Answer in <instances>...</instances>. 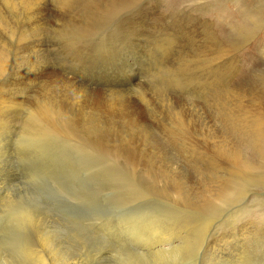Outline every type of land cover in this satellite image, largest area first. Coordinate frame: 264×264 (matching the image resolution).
<instances>
[{
    "label": "rangeland",
    "instance_id": "374dc122",
    "mask_svg": "<svg viewBox=\"0 0 264 264\" xmlns=\"http://www.w3.org/2000/svg\"><path fill=\"white\" fill-rule=\"evenodd\" d=\"M43 1L34 10L44 8L47 13L40 10L41 15L35 13L34 19L29 18L26 1H0V90L22 104L4 108L7 112L3 109L4 117H0V128L4 129H0V173H4L0 178L6 177L0 188V264H59L62 261L63 264H225L226 257L232 258L240 244L252 246L249 256L253 259L249 258L248 264H264V150L258 151L241 142L254 168L250 173L240 172V177L234 180L236 183L229 185L227 180L218 178L215 170V161L219 158L217 120L232 123L227 118L234 103L232 95L246 103L259 99L264 109V0ZM145 9L149 14L142 17ZM134 20L142 26L138 29L140 37L148 36L143 39L149 38V43L141 42L136 52L132 50L136 48L134 45H131L133 48L125 46L127 54L122 56L110 48L123 22ZM143 45L148 50L142 51ZM124 62L133 63L134 71L138 72L135 84H129L128 78L121 75ZM62 68L84 82L88 80L90 88L59 78ZM113 81H121L119 90L103 89V85ZM92 83L99 84L97 87L101 89ZM71 101L76 102L74 107ZM44 108L54 114L58 111L60 117L57 114L47 120V115L42 113ZM65 108L67 113L63 112ZM78 116L79 124L71 122V119L78 120ZM176 116L185 122L174 120ZM131 118L143 120V128L148 126L147 130L143 131ZM46 123L54 130L48 129ZM183 123L188 124L185 127ZM137 130L143 132L139 134ZM217 182L222 184L219 186ZM29 210L35 213L32 220L27 218ZM195 219L201 220L203 232L212 227L203 238L206 246L202 249L192 243L184 253L181 249V253L159 254L162 259L140 249L148 245L145 242L151 243L149 235L156 228L170 230L176 235L177 243V230L181 229L182 233L188 227L193 232L182 233L185 234L182 239L187 241L195 233L198 223ZM234 231L255 236H251V242L239 240ZM173 255L180 258L175 259Z\"/></svg>",
    "mask_w": 264,
    "mask_h": 264
},
{
    "label": "bare ground",
    "instance_id": "6f19581e",
    "mask_svg": "<svg viewBox=\"0 0 264 264\" xmlns=\"http://www.w3.org/2000/svg\"><path fill=\"white\" fill-rule=\"evenodd\" d=\"M1 1V0H0ZM11 1V0H10ZM24 1H26L25 3H26V7H27V11H28V15L30 16L29 18H33V16H34V14L35 13H37L38 11L40 12V10H42V9H35L34 10V7L36 6V7H41V3H43L44 1L42 0V2H41V0H24ZM117 1V0H116ZM111 2V1H110ZM139 2V1H138ZM71 3V2H70ZM141 3V2H140ZM76 4V3H75ZM115 4V3H114ZM125 4V3H124ZM128 4V3H127ZM72 5V4H71ZM112 5V4H111ZM15 6V5H14ZM43 6H44V4H43ZM113 6V5H112ZM116 6V5H115ZM127 6V5H126ZM46 7V6H45ZM65 7V6H64ZM105 7H108V6H106L105 5ZM140 7V6H139ZM138 7V8H139ZM46 8H48V7H46ZM77 8V7H76ZM115 8V7H114ZM117 8V7H116ZM107 9H109V8H107ZM19 10V9H18ZM22 11H23V9H21ZM90 10H93V9H90ZM103 10H105V8L103 9ZM43 12L45 11L44 10V8H43V10H42ZM60 11V10H59ZM151 11V10H150ZM21 12V11H20ZM38 12V13H39ZM94 12H96V11H94ZM109 12H110V10H109ZM112 12V11H111ZM42 13V12H41ZM45 13H47V11H45ZM45 13H42V14H45ZM105 13V12H104ZM142 13L143 14H141L142 15V17L143 16H146L147 17V15L149 14L148 13V10L147 9H145L144 10V12L142 11ZM255 13V12H254ZM108 14V13H107ZM110 14V13H109ZM245 14V13H244ZM249 14V13H248ZM37 16L36 17H38V14H36ZM39 15H41L40 13H39ZM138 15V14H137ZM243 15V14H242ZM44 16V15H43ZM118 16V15H117ZM140 16V15H139ZM254 16V15H253ZM39 17H41V16H39ZM45 17V16H44ZM104 17V16H103ZM35 18V17H34ZM33 18V19H34ZM94 18V17H93ZM122 18V17H121ZM128 18V17H127ZM134 18V17H133ZM171 18V17H170ZM11 19V18H10ZM81 19V18H80ZM84 19V18H83ZM142 19V18H141ZM158 19V18H157ZM12 20V19H11ZM37 20V19H36ZM38 20H41V18L40 19H38ZM107 20V19H106ZM105 20V21H106ZM110 20H111V18H110ZM185 20V19H184ZM250 20V19H249ZM5 21V20H4ZM33 21V20H32ZM44 21V20H43ZM67 21V20H66ZM96 21V20H95ZM100 21V20H99ZM102 21H104V19L102 20ZM109 21V20H108ZM114 21H115V19H114ZM114 21H112V22H114ZM145 21V20H144ZM150 21V20H149ZM186 21V20H185ZM76 22V21H75ZM38 23H40V22H38ZM43 23V22H42ZM97 23V22H96ZM104 23H106V22H104ZM110 23H111V21H110ZM122 23V22H121ZM36 24H37V21H36ZM36 24H35V26H36ZM47 24H48V22H47ZM68 24V23H67ZM76 24V23H75ZM81 24V23H80ZM103 24V23H102ZM107 24V23H106ZM141 24V23H140ZM143 24V23H142ZM197 24V23H196ZM235 24H238V23H235ZM246 24V23H245ZM256 24V23H255ZM6 25V24H5ZM38 25V24H37ZM52 25V24H51ZM77 25V24H76ZM146 25V24H145ZM151 25V24H150ZM232 25V24H231ZM239 26H245V25H240V23L238 24ZM247 25V24H246ZM252 25V24H251ZM258 25V24H257ZM8 26V25H7ZM16 26V25H15ZM39 26V25H38ZM149 26V25H148ZM183 26H184V24H183ZM212 26V25H211ZM75 27V26H74ZM108 28V26H105V28ZM123 27V28H122ZM145 27H147V25L145 26ZM144 27V28H145ZM157 27V26H156ZM181 27V26H180ZM230 27V26H229ZM236 27V26H235ZM238 27V26H237ZM248 27V26H247ZM24 28V27H23ZM33 28V27H32ZM80 28V27H79ZM111 28V27H110ZM122 28V29H121ZM182 28V27H181ZM21 29V28H20ZM38 29V28H37ZM40 29V28H39ZM45 29V28H44ZM116 29V28H115ZM114 29V30H115ZM120 30H122V31H118V33H116V37L113 39V42H112V47L110 48L111 50H113L114 49V51H118V52H116V53H120L122 56H123V54H127V52H126V50H125V46H127V48H133V47H131V45H134L136 48L135 49H132L133 50V52H136L137 50H138V46H140V44H141V42H145V44L148 42L149 43V38H145V39H143L144 37H148V36H144V37H140V35H141V31H139L138 29H142V26H140V25H138L137 23H136V20H134V21H124L123 22V24L120 26V28H119ZM243 29V28H242ZM84 30V29H83ZM108 30V29H107ZM145 30H146V28H145ZM147 30H149V29H147ZM165 30V29H164ZM186 30V29H185ZM231 30V29H230ZM240 30V29H239ZM238 30V31H239ZM254 30V29H253ZM110 31V30H109ZM111 31H113V30H111ZM181 31H182V29H181ZM232 31L233 32H235L233 29H232ZM238 31H237V33H238ZM2 32V31H1ZM11 32V31H10ZM34 32V31H33ZM241 32V31H240ZM6 33V32H5ZM28 33V32H27ZM102 33H104L103 31H102ZM105 33H107L108 34V32H105ZM112 33V32H111ZM148 33H149V31H148ZM161 33V32H160ZM167 33V32H166ZM183 33V32H182ZM181 33V34H182ZM193 33V32H192ZM39 34H41V33H39ZM195 34V33H194ZM217 34V33H216ZM14 35V34H13ZM20 35V34H19ZM98 35V34H97ZM110 35V34H109ZM113 35V34H112ZM115 35V34H114ZM146 35V34H145ZM156 35V34H155ZM183 35V34H182ZM196 35V34H195ZM44 36V35H43ZM197 36V35H196ZM199 36H200V34H199ZM218 36V35H217ZM22 37V36H21ZM20 37V38H21ZM39 37V36H38ZM181 37V36H180ZM191 37V36H190ZM195 37V36H194ZM209 37V36H208ZM103 38V37H102ZM101 38V39H102ZM105 38V37H104ZM110 38V37H109ZM187 38V37H186ZM189 38V37H188ZM211 38V37H210ZM214 38V37H213ZM23 39V38H22ZM79 39V38H78ZM97 39V38H96ZM168 39V38H167ZM166 39V40H167ZM200 39V38H199ZM217 39H218V37H217ZM30 40V39H29ZM103 40V39H102ZM158 40V39H157ZM160 40V39H159ZM11 41V40H10ZM109 41V40H108ZM177 41H179V40H177ZM208 41V40H207ZM210 41V40H209ZM215 41H216V39H215ZM215 41H214V43H215ZM106 41L104 40V43H105ZM169 42V41H168ZM172 43H174L173 41H171ZM180 42V41H179ZM200 42H202V41H200ZM225 42V41H224ZM94 43V42H93ZM111 43V42H110ZM147 43V44H148ZM194 43V42H193ZM229 43H231V42H229ZM165 44V43H164ZM176 44V43H175ZM216 44H218V42L216 43ZM224 44V43H223ZM222 44V45H223ZM232 44V43H231ZM10 45V44H9ZM79 45V44H78ZM183 45V44H182ZM219 45H221V44H219ZM47 46V45H46ZM72 46V45H71ZM80 46V45H79ZM83 46V45H82ZM101 46V45H100ZM168 46H170V45H168ZM172 46H174V44L172 45ZM211 46V45H210ZM218 46V45H217ZM16 47V46H15ZM143 48H142V51H144V48H146L145 47V45H143L142 46ZM164 47V46H163ZM180 47V46H179ZM192 47V46H191ZM198 47V46H197ZM212 47V46H211ZM234 47V46H233ZM14 48V47H13ZM169 48V47H168ZM176 48V47H175ZM224 48V47H223ZM3 49V48H2ZM147 49V48H146ZM209 49V48H208ZM217 49V48H216ZM220 49H222L221 47H220ZM227 49V48H226ZM233 48H231L230 50H232ZM12 50V49H11ZM25 50V49H24ZM74 50V49H73ZM101 50V49H100ZM110 50V51H111ZM131 50V49H130ZM136 50V51H135ZM148 50V49H147ZM189 50V49H188ZM193 50V49H192ZM200 50V49H199ZM198 50V51H199ZM213 50V49H212ZM235 50V49H234ZM2 51V50H1ZM0 51V53H2ZM29 51H33V50H30L29 49ZM76 51V50H75ZM151 51V50H150ZM170 51V50H169ZM175 51H176V49H175ZM208 51V50H207ZM218 51V50H217ZM216 51V52H217ZM28 52V51H27ZM99 52V51H98ZM112 52V51H111ZM177 52V51H176ZM220 52V51H219ZM222 52V51H221ZM220 52V53H221ZM4 53V52H3ZM6 53V52H5ZM32 53V52H31ZM110 52H108V54H109ZM166 53V52H165ZM224 53V52H223ZM34 54V53H33ZM82 54V53H81ZM112 54V53H111ZM114 54H115V52H114ZM183 54V53H182ZM1 55V54H0ZM6 55V54H5ZM86 55V54H85ZM113 55V54H112ZM179 55V54H178ZM213 55H215V54H213ZM221 56H222V54H220ZM227 55V54H226ZM229 55V54H228ZM34 56V55H33ZM118 56V55H117ZM148 56H150V55H148ZM152 56V55H151ZM193 56V55H192ZM17 57V56H16ZM114 57V56H113ZM190 57H191V55H190ZM195 57V56H194ZM232 57H236V54H233L232 55ZM20 58V57H19ZM223 58V57H222ZM226 58V57H225ZM32 59V58H31ZM46 59V58H45ZM65 59H67V58H65ZM64 59V60H65ZM100 59V58H99ZM103 59V58H102ZM108 59V58H107ZM117 59V58H116ZM218 59V58H217ZM224 59V58H223ZM30 60V59H29ZM96 60V59H95ZM229 60V59H228ZM14 61V60H13ZM17 61V60H16ZM50 61V60H49ZM125 61V60H124ZM127 61V60H126ZM182 61V60H181ZM190 61V60H189ZM220 61H222V60H220ZM5 62V61H4ZM46 62V61H45ZM117 62V61H116ZM115 62V63H116ZM218 62H219V59H218ZM16 63V62H15ZM85 63H87V61L85 62ZM121 63V62H120ZM220 64H221V62H219ZM224 63V62H223ZM229 63V62H228ZM29 64H30V62H29ZM34 64V63H33ZM54 64V63H53ZM67 64V63H66ZM91 64V63H90ZM112 64H113V62H112ZM215 64V63H214ZM7 65V64H6ZM24 65V64H23ZM34 65H36V64H34ZM75 65V64H74ZM84 65V64H83ZM114 65V64H113ZM112 65V66H113ZM196 65V64H195ZM5 66V65H4ZM58 66V65H57ZM109 66H111V65H109ZM121 66H122V70H124V71H120L121 72V75H125V77H127L128 78V83L129 84H135V80L137 79V77H138V72H136V71H134V67H133V63L131 64V62H124V64L122 63L121 64ZM224 66V65H223ZM21 67V66H20ZM19 67V68H20ZM65 67V66H64ZM116 67V66H115ZM155 67V66H154ZM228 67V66H227ZM6 68V67H5ZM37 68V67H36ZM74 68H76V67H74ZM84 68V67H83ZM117 68H118V66H117ZM224 69H225V67H223ZM26 69V68H25ZM80 69H81V66H80ZM189 69V68H188ZM194 69V68H193ZM197 69V68H196ZM20 70V69H19ZM72 70V69H71ZM85 70V69H84ZM144 70H146V69H144ZM149 70V69H148ZM159 70V69H158ZM173 70H174V68H173ZM221 70V69H220ZM90 71V70H89ZM119 71V70H118ZM128 71H130V72H132V73H127ZM217 71V70H216ZM218 71H219V69H218ZM75 72V71H74ZM185 72V71H184ZM187 72V71H186ZM189 72V71H188ZM220 72V71H219ZM79 73V72H78ZM147 73H148V71H147ZM151 73V72H150ZM175 73V72H174ZM36 74V73H35ZM58 74H59V78H64L65 80H67L68 81V83H69V81L70 82H72V83H76V82H78L80 85L82 84V85H86V86H88V80L87 81H83V80H81V78L80 77H77V75H75L73 72H71L70 70H69V72H67L66 70H64L63 68L61 69V71L59 70V72H58ZM86 74V73H85ZM209 74V73H208ZM20 75V74H19ZM41 75L42 76H44L42 73H41ZM82 75V74H81ZM177 75V74H176ZM36 76V75H35ZM41 76V77H42ZM84 77V76H83ZM156 77V76H155ZM165 77H166V75H165ZM199 77V76H198ZM31 78V77H30ZM39 78V77H38ZM52 78V77H51ZM204 78V77H203ZM174 79V78H173ZM41 80V79H40ZM50 80V79H49ZM143 80V79H142ZM141 80V81H142ZM197 80V79H196ZM32 81V80H31ZM66 81V82H67ZM115 81V80H114ZM112 82V83H107V84H105V85H103V89H106V90H112V89H120L121 88V85H119L120 84V82L119 83H115V82ZM177 81V80H176ZM187 81V80H186ZM2 82V81H1ZM36 82V81H35ZM62 82V81H61ZM162 82V81H161ZM42 83V82H41ZM174 83V82H173ZM186 83V82H185ZM232 83V82H231ZM25 84V83H24ZM30 84V83H29ZM39 84V83H38ZM79 84H78V86H79ZM95 85V88H100V87H97V85H99V84H97V83H92V84H90V85ZM179 84V83H178ZM189 84V83H188ZM193 84V83H192ZM204 84V83H203ZM34 85V84H33ZM102 85V84H101ZM185 85V84H184ZM205 85V84H204ZM203 85V86H204ZM84 86H82V87H84ZM192 86V85H191ZM202 86V85H201ZM220 86V85H219ZM221 86H222V84H221ZM33 87V86H32ZM35 87V86H34ZM56 87H57V85H56ZM68 87V86H67ZM82 87H80V88H82ZM89 87V86H88ZM88 87H85V88H88ZM93 87V86H92ZM102 87V86H101ZM147 87V86H146ZM145 87V88H146ZM165 87V86H164ZM175 87V86H174ZM196 87V86H195ZM238 87H240V85L238 86ZM66 88V87H65ZM90 88V87H89ZM95 88H94V90H95ZM166 88V87H165ZM199 88V87H198ZM224 88V87H223ZM245 88V87H244ZM101 89V88H100ZM168 89V88H167ZM211 89V88H210ZM217 89V88H216ZM230 89V88H229ZM67 90V89H66ZM183 90V89H182ZM192 90V89H191ZM199 90V89H198ZM207 90V89H206ZM221 90V89H220ZM27 91V90H26ZM44 91V90H43ZM62 91V90H61ZM73 91V90H72ZM113 91V90H112ZM189 91V90H188ZM197 91V90H196ZM214 91H215V89H214ZM213 91V92H214ZM231 91V90H230ZM79 92V91H78ZM83 92H84V90H83ZM104 92V91H103ZM209 92H210V90H209ZM227 92V91H226ZM48 93V92H47ZM77 93V91H76V89H75V91L73 92V94H74V98H76L75 97V95H77L76 94ZM219 93V92H218ZM217 93V95H219ZM231 93V92H230ZM21 94V93H20ZM61 94V93H60ZM83 94V93H82ZM152 94V93H151ZM195 94V93H194ZM248 94V93H247ZM251 94H252V92H251ZM68 95H70V93L68 94ZM86 95V94H85ZM179 95V94H178ZM212 95H214V94H212ZM216 95V94H215ZM240 95V94H239ZM250 95V94H249ZM259 94H257V96H258ZM62 96V95H61ZM73 96V95H72ZM81 96V95H80ZM195 96H196V94H195ZM211 96V95H210ZM229 96H231V94L229 95ZM237 96V95H236ZM235 96V94H233L232 95V100L234 101V103H233V106L231 105V107L229 106V104H228V106L230 107L229 108V113H228V115H227V118L229 117L230 119H231V122L232 123H228V124H226V123H224L223 121L224 120H217L218 121V123L220 124V127H219V129H218V131H217V155H218V159L215 161L216 162V168H215V170L217 171V176H218V178H220L221 180H227V182H228V184L230 185L232 182H235L234 180H236L238 177H240V172H243V173H250V171H252L253 170V168H254V165H253V162H252V160H251V158L244 152V150L242 149V146H241V144L242 143H246V144H250V145H252L255 149H257L258 151H262V150H264V109L262 110V106L260 107V103H259V99H254V100H251V102L250 103H246L244 100L242 101V98L241 97H236ZM256 96V95H255ZM24 97V96H23ZM64 97V96H63ZM77 97H78V95H77ZM152 97V96H151ZM170 97V96H169ZM179 97H181V96H179ZM226 97V96H225ZM18 98V97H17ZM21 98V97H20ZM31 98V97H30ZM113 98V97H112ZM156 98V97H155ZM195 98V97H194ZM207 98V97H206ZM231 98V97H230ZM253 98V97H252ZM56 99V98H55ZM128 99V98H127ZM131 99V98H130ZM213 99V98H212ZM223 99V98H222ZM36 100V99H35ZM41 100V99H40ZM71 100V99H70ZM86 100V99H85ZM85 100H83V101H85ZM89 100V99H88ZM93 100V99H92ZM91 100V101H92ZM112 100V99H111ZM114 100H116V99H114ZM219 101H220V99H218ZM64 101V100H63ZM78 101V100H77ZM106 101H108V99L106 100ZM224 101V100H223ZM40 102V101H39ZM38 102V103H39ZM47 102V101H46ZM50 102V101H49ZM66 102V101H65ZM81 103H82V101H80ZM87 102V101H86ZM113 102V101H112ZM119 102V101H118ZM124 102V101H123ZM130 102V101H129ZM156 102V101H155ZM221 102V101H220ZM229 102V101H228ZM261 102V101H260ZM21 102H19V101H16V99L13 97V96H11L10 94H7L6 92H4L3 90H2V92H1V90H0V117L2 118V117H4L3 116V114L1 113V111L4 109V108H6V107H14V106H19V105H22V104H20ZM36 103V102H35ZM68 103V102H67ZM74 103H76V102H74ZM74 103H72V101H71V103L70 104H72L73 105V107H74ZM173 103V102H172ZM177 103H178V101H177ZM212 103V102H211ZM29 104V103H28ZM60 104V103H59ZM84 104V103H83ZM107 103H105L104 104V106L106 105ZM119 104V103H118ZM120 104H122V102L120 103ZM132 104V103H131ZM180 104V103H179ZM178 104V105H179ZM181 104H182V102H181ZM180 104V105H181ZM184 104V103H183ZM182 104V105H183ZM195 104V103H194ZM214 104V103H213ZM216 104V103H215ZM77 105V104H76ZM97 105V104H96ZM108 105V104H107ZM107 105H106V107H107ZM112 105V104H111ZM116 105V104H115ZM179 105V106H180ZM196 105V104H195ZM225 105V104H224ZM223 105V106H224ZM39 106H41V104L39 105ZM44 105H42V107H43ZM53 106V105H52ZM80 106V105H79ZM82 106H84V105H82ZM87 106H88V104H87ZM92 106V105H91ZM93 106H94V104H93ZM92 106V107H93ZM119 106V105H118ZM129 106V105H128ZM156 106V105H155ZM160 106V105H159ZM177 106V105H176ZM227 106V105H226ZM20 107V106H19ZM41 107V108H42ZM81 107V106H80ZM89 107V106H88ZM97 107V106H96ZM113 107H114V105H113ZM125 107H127V105L125 106ZM212 107H213V105H212ZM220 107H221V105H220ZM35 108H36V106H35ZM72 108V107H71ZM70 108V110H72ZM131 108V107H130ZM11 109V108H10ZM13 109V108H12ZM38 109V108H37ZM45 109V108H44ZM61 109V110H60ZM60 109H59V111H62V108H61V106H60ZM83 109V108H82ZM116 109V108H115ZM115 109H114V112H115ZM124 109H126V108H124ZM127 109H129V107L127 108ZM172 109V108H171ZM220 109V108H219ZM5 110V112H7V109H4ZM3 110V111H4ZM34 111L36 110V109H33ZM41 110V109H40ZM110 110V109H109ZM121 110V109H120ZM164 110V109H163ZM42 111V110H41ZM88 111V110H87ZM87 111H85V112H87ZM91 111V110H90ZM112 112H113V110H111ZM123 111V110H122ZM129 111V110H128ZM189 111V110H188ZM36 112V111H35ZM63 112H65V113H67V110H66V108L63 110ZM110 112V111H109ZM114 112H113V114H114ZM118 112V111H117ZM127 112V111H126ZM134 112V111H133ZM180 112V111H179ZM222 112V111H221ZM225 112H227V111H225ZM224 112V113H225ZM36 113H38V112H36ZM42 113H45L46 115H47V117H46V119L48 118V117H51V119H52V117H53V115H57L58 114V116L60 117V113L57 111L55 114H54V112L52 111H49V109L47 110V109H45V111L44 112H42ZM41 113V114H42ZM118 113H120V112H118ZM117 113V114H118ZM123 112H121V114H122ZM131 113V112H130ZM156 113V112H155ZM178 113V112H177ZM181 113V112H180ZM30 114V113H29ZM35 114V113H34ZM40 114V113H39ZM40 114V115H41ZM74 114V113H73ZM109 114L110 113H108V116H109ZM112 114V113H111ZM126 114V113H125ZM134 114V113H133ZM132 114V115H133ZM138 114V113H137ZM218 114V113H217ZM66 114H64V116H65ZM119 115V114H118ZM136 115V114H135ZM139 115V114H138ZM180 115V114H179ZM206 115V114H205ZM225 115V114H224ZM5 116H6V114H5ZM9 116V115H8ZM102 116H103V114H102ZM101 116V117H102ZM104 116H106L105 114H104ZM103 116V117H104ZM113 116V115H112ZM112 116H111V118H112ZM121 116H124L123 114L121 115ZM128 116H129V114H128ZM137 116V115H136ZM140 116V115H139ZM143 116V115H142ZM149 116H150V114H149ZM181 116H183L182 115V113H181ZM181 116H176V119L174 118V120H178V121H181V120H184V119H182V117ZM221 116H223V115H221ZM31 117V116H30ZM36 117V116H35ZM34 117V118H35ZM56 117V116H55ZM114 117V116H113ZM131 117V116H130ZM184 117V116H183ZM208 117V116H207ZM225 117V116H224ZM6 118H7V116H6ZM10 118V117H9ZM39 118H41V117H39ZM69 118H70V116H69ZM95 118H97V117H95ZM107 118V117H106ZM120 118V117H119ZM137 118V117H136ZM140 118H142V117H140ZM137 119V121H136V119L134 120V119H132L133 121H134V124L136 123V124H139V126L141 125V127L143 128V125L145 124L144 123V121L143 120H141V119ZM191 118V120H192V117H190ZM219 118H221V117H219ZM11 119V118H10ZM9 119V120H10ZM15 119V118H14ZM36 119V118H35ZM38 119V118H37ZM43 119V118H42ZM49 119V118H48ZM47 119V120H48ZM92 119H94V117L92 118ZM100 119V118H99ZM104 119V118H103ZM107 119H110V118H107ZM121 119H123V118H121ZM125 119V118H124ZM127 119V118H126ZM130 119V118H129ZM129 119H128V121H129ZM143 119H145L146 120V118H143ZM161 119V118H160ZM171 119V118H170ZM200 119V118H199ZM225 119V118H224ZM18 120V119H17ZM26 120V119H25ZM39 120H41V119H39ZM43 120H45V119H43ZM53 120H54V118H53ZM58 120V119H57ZM56 120V121H57ZM80 119H79V116H78V120H73V119H71V122H73V123H75V124H79L78 123V121H79ZM112 120V119H111ZM115 122L117 121L116 120V117H115ZM119 120V119H118ZM169 120V119H168ZM5 121V120H4ZM6 121H8V120H6ZM38 121V120H37ZM59 121V120H58ZM62 121V120H61ZM89 121V120H88ZM100 121V120H99ZM123 121V120H122ZM124 121H127V120H124ZM171 121V120H170ZM196 121V120H195ZM230 121V120H229ZM1 122H3V120H1ZM36 122V121H35ZM42 122V121H41ZM41 122H39V123H41ZM51 121H49V123H50ZM81 122H83V120L81 121ZM92 122V121H91ZM104 122V121H103ZM130 122V121H129ZM128 122V123H129ZM146 122V121H145ZM183 122H185V120L183 121ZM188 122V121H187ZM194 122V121H193ZM212 122H213V120H212ZM7 123H10V121H8ZM6 123V124H7ZM16 123V122H15ZM26 123V122H25ZM31 123V122H30ZM29 123V124H30ZM43 123V122H42ZM41 123V124H42ZM84 123V122H83ZM97 123H98V121H97ZM100 123V122H99ZM105 123V122H104ZM114 123V122H113ZM112 123V124H113ZM121 123V122H120ZM119 123V124H120ZM125 123H127V122H124V124ZM131 123H132V121H131ZM150 123V122H149ZM174 123H176V122H174ZM197 123V122H196ZM195 123V124H196ZM202 123V122H201ZM3 124H4V122H3ZM11 124H12V120H11ZM10 124V125H11ZM14 124V123H13ZM32 124V123H31ZM54 124V126L53 127H55V122L53 123ZM52 123H51V125H53ZM93 124V123H92ZM109 124V123H108ZM108 124H106V125H108ZM111 124V123H110ZM111 124V125H112ZM115 124V123H114ZM123 124V123H122ZM121 124V125H122ZM170 124V123H169ZM181 124V123H180ZM185 123H183V125H184ZM186 124H188V123H186ZM186 124L184 125L185 127H186ZM193 124V123H192ZM43 125V124H42ZM45 125V124H44ZM43 125V126H44ZM46 125H47V123H46ZM57 125V124H56ZM61 125V124H60ZM59 125V126H60ZM65 125H66V123H65ZM83 125V124H82ZM103 125V124H102ZM105 125V124H104ZM118 125V124H117ZM120 125V126H121ZM127 125V124H126ZM131 125V124H130ZM129 125V126H130ZM167 125V124H166ZM178 125V124H177ZM190 125V124H189ZM188 125V126H189ZM5 126H7V125H4V127ZM12 126V125H11ZM50 126V125H49ZM48 125L46 126L48 129H50L51 131L52 130H54V129H51V127H49ZM58 126V127H59ZM69 126V125H68ZM132 126V125H131ZM135 126V125H134ZM136 126H138V125H136ZM135 126V127H136ZM138 126V127H139ZM145 126V125H144ZM147 126V125H146ZM179 126V125H178ZM177 126V127H178ZM182 126V125H181ZM187 126V127H188ZM198 126V125H197ZM196 126V127H197ZM33 127V126H32ZM62 127V126H61ZM65 127V126H64ZM88 127V126H87ZM113 127V126H112ZM117 127V126H116ZM122 127V126H121ZM124 127H125V125H124ZM127 127V126H126ZM148 127V126H147ZM146 127V128H147ZM150 127H151V125H150ZM168 127V126H167ZM190 127V126H189ZM111 128V127H110ZM133 128V127H132ZM137 128V127H136ZM135 128V129H136ZM140 128V127H139ZM146 128H143V131L146 129ZM173 128V127H172ZM195 128V127H194ZM1 129V128H0ZM3 129V128H2ZM2 129H1V131H2ZM12 129V128H11ZM29 129H30V127H29ZM35 129V128H34ZM71 129V128H70ZM74 129V128H73ZM86 129V128H85ZM115 129V128H114ZM117 129V128H116ZM130 129H131V127H130ZM129 129V130H130ZM193 129V128H192ZM4 130V129H3ZM28 130V129H27ZM31 130V129H30ZM29 130V131H30ZM49 130V131H50ZM133 130V129H132ZM147 130V129H146ZM198 131H199V129H197ZM214 130V129H213ZM6 131V130H5ZM47 131V130H46ZM56 131V130H55ZM54 131V132H55ZM83 131V130H82ZM142 130L140 131V133H142L143 132ZM181 131V130H180ZM185 131V130H184ZM193 131V130H192ZM57 133L58 132H60V130L59 131H56ZM84 132V131H83ZM121 132H123V131H121ZM126 132H127V129H126ZM137 132H138V130H137ZM167 132V131H166ZM190 132V131H189ZM32 133V132H31ZM133 133H135V131L133 132ZM139 133V132H138ZM139 133V134H140ZM187 132H185V134H186ZM197 133V132H196ZM200 133V132H199ZM121 134V133H120ZM123 134H125V133H123ZM191 134V133H190ZM194 134H195V132H194ZM34 135V134H33ZM32 135V136H33ZM70 135V134H69ZM127 135H129V134H127ZM131 135V134H130ZM133 135V134H132ZM131 135V136H132ZM175 135V134H174ZM197 135V134H196ZM199 135V134H198ZM216 135V134H215ZM110 136V135H109ZM113 136V135H112ZM116 136H119L118 134L116 135ZM131 136H129V137H131ZM1 137V136H0ZM40 137V136H39ZM135 137V136H134ZM137 137V136H136ZM140 137V136H139ZM190 137V136H189ZM192 137H193V135H192ZM194 137H195V135H194ZM202 137V136H201ZM210 137V136H209ZM109 138V137H108ZM119 138V137H118ZM122 137H121V135H120V139H121ZM133 138V137H132ZM212 138V137H211ZM213 138H215L214 136H213ZM212 138V139H213ZM1 139V138H0ZM115 139V138H114ZM114 139H113V141H114ZM119 139V140H120ZM174 139V138H173ZM193 139H195V138H193ZM199 139H200V137H199ZM66 140V139H65ZM111 140V139H110ZM117 140V139H116ZM115 140V141H116ZM118 140V141H119ZM137 140V139H136ZM192 140V139H191ZM214 141L213 142H215V139H213ZM1 141V140H0ZM105 141V140H104ZM108 141V140H107ZM129 141V140H128ZM132 141V140H131ZM143 141V140H142ZM177 141V140H176ZM2 142H3V140H2ZM10 142V141H9ZM120 142V141H119ZM123 142V141H122ZM135 142V141H134ZM137 142H139V141H137ZM193 142V141H192ZM242 142V143H241ZM55 143V142H54ZM110 143H111V141H110ZM158 143V142H157ZM175 143V142H174ZM193 143H195V142H193ZM201 143V142H200ZM215 143V144H216ZM58 144V143H57ZM123 144V143H122ZM127 144V143H126ZM134 144V143H133ZM197 144V143H196ZM59 145V144H58ZM114 145H116V144H114ZM114 145H112V146H114ZM144 145V144H143ZM177 145V144H176ZM175 145V146H176ZM102 146V145H101ZM111 146V145H110ZM118 146V145H117ZM127 146V145H126ZM188 146H189V144H188ZM187 146V147H188ZM215 146V145H214ZM2 147V146H1ZM144 147V146H143ZM180 147V146H179ZM200 147V146H199ZM212 147V146H211ZM120 148V147H119ZM122 148V147H121ZM128 148V147H127ZM140 148V147H139ZM191 148V147H190ZM123 149V148H122ZM121 149V151L123 152V150ZM126 149V148H125ZM141 149V148H140ZM195 149V148H194ZM127 150V149H126ZM187 151H188V149H186ZM185 150V151H186ZM191 150V149H190ZM214 150V149H213ZM119 151V150H118ZM54 152V151H53ZM215 152V151H214ZM213 152V153H214ZM2 153V152H1ZM181 153H182V151H181ZM216 153V152H215ZM189 154V153H188ZM200 154V153H199ZM125 155V154H124ZM136 155V154H135ZM187 155V154H186ZM140 156V155H139ZM190 156V155H189ZM6 157V156H5ZM4 157V158H5ZM127 157V156H126ZM137 157V156H136ZM198 157H200V156H198ZM158 158V157H157ZM200 159V158H199ZM203 159V158H202ZM192 160V159H191ZM203 160H205V158L203 159ZM113 161V160H112ZM134 161V160H133ZM193 161V160H192ZM196 161V160H195ZM198 161V160H197ZM194 162V161H193ZM191 163V162H190ZM207 163V162H206ZM131 164V163H130ZM106 165V164H105ZM151 165V164H150ZM196 165V164H195ZM199 165V164H198ZM201 165V164H200ZM206 165V164H205ZM129 166V165H128ZM154 166V165H153ZM194 167V166H193ZM205 167V166H204ZM86 168V167H85ZM195 168H196V166H195ZM202 168V167H201ZM203 169V168H202ZM138 170V169H137ZM209 170V169H208ZM11 171V170H10ZM139 171V170H138ZM205 171V170H204ZM210 171V170H209ZM213 171V170H212ZM147 172V171H146ZM154 172V171H153ZM162 172V171H161ZM168 172V171H167ZM215 172V171H214ZM7 173V172H6ZM5 173V175H7L8 176V174H6ZM108 173V172H107ZM163 174V173H162ZM165 174V173H164ZM2 175H4V173L2 174V173H0V176H2ZM10 175H11V173H10ZM135 175V174H134ZM140 175V174H139ZM147 175V174H146ZM161 175V174H160ZM242 175H244V174H242ZM143 176V175H142ZM158 176V175H157ZM10 177V176H9ZM205 177V176H204ZM211 177V176H210ZM242 177V176H241ZM6 177H4V178H0V188H2V182L4 183L5 182V179ZM217 178V179H218ZM204 179V178H203ZM13 180H14V177H13ZM175 180H177V179H175ZM209 180V179H208ZM171 181V180H170ZM216 181H219V180H216ZM237 181V180H236ZM10 182V181H9ZM8 182V183H9ZM227 182H225V183H227ZM238 182H239V180H238ZM16 183V182H15ZM208 183V182H207ZM212 183V182H211ZM215 183V182H214ZM219 182H217V184H218ZM221 183V182H220ZM220 183L218 184L219 186H220ZM236 183V182H235ZM7 184V183H6ZM5 184V185H6ZM175 184H176V182H175ZM216 184V183H215ZM222 184V183H221ZM238 184V183H237ZM202 185H203V183H202ZM239 185V184H238ZM240 185H242V184H240ZM176 186V185H175ZM184 186V185H183ZM205 186H209V185H205ZM213 186H214V184H213ZM216 186V185H215ZM224 186V185H223ZM4 187H6V186H4ZM172 187V186H171ZM185 187V186H184ZM236 187V186H235ZM241 187V186H240ZM178 188V187H177ZM183 188V187H182ZM187 188V187H186ZM185 188V189H186ZM190 188V187H189ZM211 188V187H210ZM210 188H209V190H210ZM213 188V187H212ZM217 188V187H216ZM215 188V189H216ZM229 188V187H228ZM168 189V188H167ZM180 189H181V187H180ZM208 189V188H207ZM214 189V188H213ZM218 189V188H217ZM223 189V188H222ZM224 189H226V188H224ZM234 189V188H233ZM237 189H238V187H237ZM243 189V188H242ZM241 189V190H242ZM1 190V189H0ZM166 190V189H165ZM172 190V189H171ZM184 190V189H183ZM219 190V189H218ZM218 190H216V191H218ZM213 191V190H212ZM228 191V190H227ZM230 191V190H229ZM175 192H177V191H175ZM180 192V191H179ZM215 192V191H214ZM222 192V191H221ZM220 193V192H219ZM223 193H225L224 191H223ZM223 193H220L221 195L223 194ZM239 193V192H238ZM249 194V192H246V194ZM177 194H178V192H177ZM217 194V193H216ZM219 194V195H220ZM230 194V193H229ZM237 194V193H236ZM225 195V194H224ZM168 196V195H167ZM227 196V195H226ZM175 197V196H174ZM222 197V196H221ZM204 198V197H203ZM236 198V197H235ZM238 198V197H237ZM171 200V199H170ZM199 200H201V199H199ZM204 200V202H205V199H203ZM202 200V201H203ZM226 200V199H225ZM202 201H200V204L202 203ZM208 201V200H207ZM179 202V201H178ZM199 203V202H198ZM213 203V202H212ZM204 204V203H203ZM218 204V203H217ZM233 204V203H232ZM209 211V210H208ZM210 212V211H209ZM213 212V211H212ZM239 212V211H238ZM27 213H29V214H27V218H28V220H32L31 218H34V211H32V210H29V211H27ZM195 213V212H194ZM193 213V214H194ZM216 214V213H215ZM219 214V213H218ZM140 215V214H139ZM194 215H196V214H194ZM193 215V216H194ZM200 215V214H199ZM216 216V215H215ZM200 217V216H199ZM176 218V217H175ZM202 218V217H201ZM205 218V217H204ZM23 219H25V218H23ZM50 219V218H49ZM130 219V218H129ZM191 219H193V218H191ZM41 220V219H40ZM167 220V219H166ZM196 220L198 221V223L201 221H199L198 219H195V222H196ZM203 220V219H202ZM131 221V220H130ZM207 221V220H206ZM24 222V221H23ZM26 222V221H25ZM135 222V221H134ZM209 221H207V223H208ZM33 223V222H32ZM198 223H196L197 225H196V230H195V233L194 234H192L189 238H188V240L186 241L185 239H182V237L183 236H185V234H182L183 232L184 233H187V234H191L193 231L190 229V228H185L184 227V231H182V233H180V231H181V229L180 230H177L178 231V238H179V241L176 243L175 241H174V237H176V235H174L173 236V234H171V232H170V230H168V231H163V230H160L159 228H156V229H151V233H150V235H149V240H148V238H147V240L149 241V242H151V243H147V242H145L146 244H148V245H145V246H143V248H140V249H143L142 250V252H144V253H149V256L151 255V256H154V258L156 257V258H159V257H161L159 254H167V253H170V255H171V253H176V252H180L181 253V249H183V252L182 253H184V252H186V251H188V249H189V247L191 246V244L193 243V244H195V245H197V247H198V249L200 250V249H202L203 247H204V243H203V238H205V237H207V235L209 234V232L211 231V228L209 229L208 227H206V228H208V230H206L205 228V230H204V232L202 231L203 229H202V224H198ZM204 224L206 223V222H203ZM153 224V223H152ZM154 225H155V223H154ZM219 225V224H218ZM145 226H147V225H145ZM150 226V225H149ZM152 226V225H151ZM208 226V225H207ZM191 227H193V226H191ZM219 227V226H218ZM245 227V226H244ZM243 227V228H244ZM254 227V226H253ZM154 228V227H153ZM46 229V228H45ZM147 229V228H146ZM178 229V228H177ZM210 230V231H209ZM231 230V229H230ZM250 231H252V228L251 229H249ZM176 231V232H177ZM214 231V230H213ZM219 231H220V229H219ZM221 231H223V229L221 230ZM225 231V230H224ZM229 231V230H228ZM227 231V232H228ZM239 231V230H238ZM238 231H234L235 233H236V236H238V238H239V240H246V241H248V242H251V240H250V238H251V236L253 235V233H250V234H245V235H243V232H238ZM146 232V231H145ZM226 232V231H225ZM249 232V231H248ZM255 233V232H254ZM132 234V233H131ZM186 234V235H187ZM223 234V236H226L227 237V234L226 233H222ZM231 234V233H230ZM212 235V234H211ZM210 235V236H211ZM218 235V234H217ZM219 235H221V234H219ZM218 235V236H219ZM253 236H255V235H253ZM172 237H173V239H172ZM214 237V236H213ZM225 237H223L222 238V240L224 239ZM62 239V238H61ZM141 239V238H140ZM209 239V238H208ZM215 239V238H214ZM219 239V238H218ZM151 240V241H150ZM183 241L184 243L182 244L180 241ZM197 240V241H196ZM206 240V239H205ZM204 240V241H205ZM228 240V239H227ZM237 240V239H236ZM134 242V241H133ZM196 242V243H195ZM43 243V242H42ZM50 243V242H49ZM60 243V242H59ZM66 243V242H65ZM206 243H207V241H206ZM209 244V243H208ZM215 244V243H214ZM226 244V243H225ZM45 245V244H44ZM44 245H42V246H44ZM51 245V244H50ZM50 245H48V246H50ZM55 245V244H54ZM57 245V244H56ZM47 246V245H46ZM47 246V247H48ZM206 246V245H205ZM262 246V245H261ZM61 247V246H60ZM196 247V246H195ZM252 247V246H251ZM250 246H247V245H244V244H240V245H238L236 248H235V250H234V255H233V257L231 258V257H226L227 259H226V262H224L225 264H248V262H249V258H252V256H249V254H250V252L253 250L252 248H251ZM51 248V247H50ZM217 248V247H216ZM255 248V247H254ZM52 249V248H51ZM54 249V248H53ZM61 250H63L62 248H60ZM180 249V250H179ZM209 249V248H208ZM41 250V249H40ZM40 250H38V251H40ZM45 250H46V248H45ZM49 250V249H48ZM56 250V249H55ZM54 250V251H55ZM60 250V251H61ZM213 250V249H212ZM29 251V250H28ZM37 251V250H36ZM53 251V252H54ZM57 251V250H56ZM59 251V252H60ZM64 251V250H63ZM226 251V250H225ZM30 252V251H29ZM43 252V251H42ZM42 252H40V253H42ZM190 252V251H189ZM218 252V251H217ZM220 252V251H219ZM44 253V252H43ZM63 253V252H62ZM65 253V252H64ZM198 253V252H197ZM36 254V253H35ZM60 254V253H59ZM202 254V253H201ZM205 254V253H204ZM42 255V254H41ZM63 255V254H62ZM169 255V254H168ZM167 255V256H168ZM181 255V254H180ZM179 255V256H180ZM214 255V254H213ZM252 255V254H251ZM30 256V255H29ZM60 256V255H59ZM166 256V255H165ZM182 256V255H181ZM197 256V255H196ZM223 256V255H222ZM37 257V256H36ZM38 257H40V256H38ZM37 257V258H38ZM47 257V256H46ZM51 257V256H50ZM65 257H66V253H65ZM173 257H174V255H173ZM172 257V258H173ZM205 257V256H204ZM225 257V256H224ZM41 258V257H40ZM54 258V257H53ZM58 258V257H57ZM61 258V257H60ZM166 258V257H165ZM169 258H171V257H169ZM168 258V259H169ZM175 259L177 258V256L175 255V257H174ZM178 258H180V257H178ZM177 258V259H178ZM210 258V257H209ZM62 259H64V258H62ZM61 259V260H62ZM159 259H162V258H159ZM197 259V258H196ZM214 259V258H213ZM253 259V258H252ZM37 260V259H36ZM39 260V259H38ZM53 260V259H52ZM58 260V259H57ZM163 260H165V259H163ZM174 260V259H173ZM182 260V259H181ZM184 260H186V259H184ZM183 260V261H184ZM224 260V259H223ZM32 261V260H31ZM177 261V260H176ZM43 262V261H42ZM46 262V261H45ZM57 262H59V261H57ZM56 262V263H57ZM61 262V261H60ZM63 262V261H62ZM59 263V264H63V263ZM67 262V261H66ZM139 262V261H138ZM167 262V261H166ZM169 262V261H168ZM175 262V261H174ZM219 262V261H218ZM251 262V261H250ZM39 263V262H38ZM52 263H54V262H52ZM206 263V262H205ZM252 263V262H251ZM69 264H70V262H69ZM164 264V263H163ZM170 264V263H169ZM172 264V263H171ZM178 264V263H177ZM210 264V263H209Z\"/></svg>",
    "mask_w": 264,
    "mask_h": 264
}]
</instances>
